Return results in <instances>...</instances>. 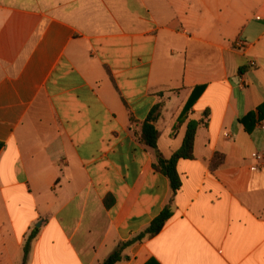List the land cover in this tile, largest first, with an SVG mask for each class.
Instances as JSON below:
<instances>
[{"label":"crops","instance_id":"1","mask_svg":"<svg viewBox=\"0 0 264 264\" xmlns=\"http://www.w3.org/2000/svg\"><path fill=\"white\" fill-rule=\"evenodd\" d=\"M263 106L264 0H0V264L35 229L26 264H103L171 200L118 264H264ZM191 120L173 195L153 165Z\"/></svg>","mask_w":264,"mask_h":264},{"label":"trees","instance_id":"2","mask_svg":"<svg viewBox=\"0 0 264 264\" xmlns=\"http://www.w3.org/2000/svg\"><path fill=\"white\" fill-rule=\"evenodd\" d=\"M242 73V69L240 70ZM201 88L195 89L193 92L189 102L187 103L183 113L181 114L178 124L176 128L180 127L181 125L186 123V116L190 109L196 103L199 95H200ZM164 109L163 103H158L149 113L147 119L142 124V128L139 134H135L139 141L144 144L146 147L150 148L153 151H158V142L160 139V132L158 131L156 124L162 117V112ZM261 113L264 112V106L259 110ZM208 116V113L205 114V117ZM133 121V120H132ZM203 124V121H194L191 120L187 124L186 133L184 136V140L182 146L175 151L170 158H165L161 155L157 162L153 165V168L156 172L163 174L167 177L170 181L171 189L173 195H175L181 188V179L177 170V165L180 160H192L194 159V148H195V140L197 135V130L199 126ZM175 128V129H176ZM5 145L0 142V152L3 150ZM224 157L221 154H216L212 164L213 168L216 169L223 164ZM172 200L169 204L164 208L162 213L150 224V226L141 234L134 237L127 243L121 244L119 249H117L113 254H111L103 264H118L122 261V254L124 250L128 247L135 245L138 242H142L145 239H151L157 236L165 227L166 223L171 219L173 215ZM107 207L112 205V200L108 198L105 202ZM39 229H35L30 237L28 238L25 248H24V261L23 264L27 263L30 248L33 240L36 238Z\"/></svg>","mask_w":264,"mask_h":264},{"label":"built area","instance_id":"3","mask_svg":"<svg viewBox=\"0 0 264 264\" xmlns=\"http://www.w3.org/2000/svg\"><path fill=\"white\" fill-rule=\"evenodd\" d=\"M244 46H245L244 43H239V48L242 49V48H244ZM255 157H256L257 159H260V157H258V156H256V155H255ZM256 170H257V168H253V171H256Z\"/></svg>","mask_w":264,"mask_h":264},{"label":"water","instance_id":"4","mask_svg":"<svg viewBox=\"0 0 264 264\" xmlns=\"http://www.w3.org/2000/svg\"><path fill=\"white\" fill-rule=\"evenodd\" d=\"M38 228H39V226H38Z\"/></svg>","mask_w":264,"mask_h":264}]
</instances>
